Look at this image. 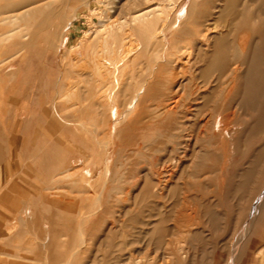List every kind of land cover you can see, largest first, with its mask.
Masks as SVG:
<instances>
[{"label": "rangeland", "instance_id": "374dc122", "mask_svg": "<svg viewBox=\"0 0 264 264\" xmlns=\"http://www.w3.org/2000/svg\"><path fill=\"white\" fill-rule=\"evenodd\" d=\"M105 10L147 48L117 77L82 60ZM150 12L178 19L167 51ZM0 22V264H264V0H0Z\"/></svg>", "mask_w": 264, "mask_h": 264}, {"label": "bare ground", "instance_id": "6f19581e", "mask_svg": "<svg viewBox=\"0 0 264 264\" xmlns=\"http://www.w3.org/2000/svg\"><path fill=\"white\" fill-rule=\"evenodd\" d=\"M173 3H175V2H173ZM86 4L89 5V2H86ZM104 4L107 5L108 3L106 1H104ZM180 12H182V11H180ZM22 15L25 16L24 14H22ZM94 15L97 18V22L95 23V31H94L93 41L90 45V48L92 49V55H89L88 57L83 58L82 60L90 61L88 63V66L90 65V68L91 69L93 68L94 71L97 68V71L99 73L105 71V72L111 73V76L113 74V77H117V73L123 67L122 63L126 59L128 60V62H130L132 64V67H134L133 63H134L135 59L138 57V54L146 52L147 48H146V46L139 47V44L137 43L136 40H134L132 38L131 35H128L126 37H122L121 31L124 28V26L126 25V23H127L126 21L124 23H119L117 25V27L115 28L114 25L110 23L111 17H110V15H108L106 10L104 12H102V14H97L94 12ZM23 16H21V17L23 18ZM20 19L21 18L17 17V15H16V16L5 18V19H3V21L9 20V22L15 23ZM118 20H121V18L119 17ZM160 20H161V17L157 15V12H150L147 14H141L137 17H134L132 21L135 24V26L138 28L139 32L142 34V37L147 36V37H150L153 39L161 38L162 42L164 43V47H162L163 51H167V49H169V43L167 42L166 32L168 31V28H170V27L173 28L177 24L178 19L175 18V21L172 23V25L170 27H169V23L171 22V16L166 17L163 21V24L159 26ZM15 24L17 25L19 23H15ZM179 25H177V26H179ZM17 26H13L14 28L12 30L14 31V29L15 30L17 29L20 31V29H18L19 26H18V28H16ZM9 39H11V38H9ZM153 50H154V48H153ZM153 52L151 54H153ZM155 62H156L155 59L151 61V65L149 67L151 71H153L155 69ZM113 81H115V80H113ZM117 81H120V80L118 79V80H116V82ZM147 84H148L147 82H141V83L136 84V86L133 90V94L131 96V99L128 102L126 110L120 112L118 107H112L111 108L112 120H111L110 125L108 127L109 128L108 129V135L109 136H113L117 132L119 133L121 130L122 124L124 122H126L128 117L133 115L134 112L137 110V108L141 105L143 97H144L145 93L147 92ZM179 87H181V85H178V88ZM111 97H112V95H109V98H111Z\"/></svg>", "mask_w": 264, "mask_h": 264}, {"label": "crops", "instance_id": "0c3cea01", "mask_svg": "<svg viewBox=\"0 0 264 264\" xmlns=\"http://www.w3.org/2000/svg\"><path fill=\"white\" fill-rule=\"evenodd\" d=\"M66 130H67V132H68V134H72L71 133V131H72V129H70L71 128V126L69 125V126H66ZM80 132H81V128H80ZM40 133H41V135H43L44 134V132L43 131H41L40 130ZM35 158H36V160H37V162H38V164H40V168H39V170L37 171V172H35V179H36V183H37V185H39V186H41V190H43L44 191V189H47V190H49L50 192H51V197H46L45 196V194H41V196L43 197L42 199H44V197L46 198L45 199V201H49L50 202V204H53L54 205V202L53 201H55L56 200V198H52L53 197V195H54V193H56V194H59V191L60 190H62L63 188H61V187H57V186H53V183L55 184L56 182H57V179H56V177L58 176H60V174H62V172H59V166H52L48 171H47V173H48V176H47V182H46V177H43L42 176V171H45L46 172V159L43 157V156H35ZM77 162V163H76ZM79 160H75V165H70V167L69 168H77L79 165ZM67 166V165H66ZM68 170L66 169L65 170V172H67ZM59 181V180H58ZM44 185H46V187L45 188H43V186ZM38 186V187H39ZM58 192V193H57ZM37 195L38 194H36L35 193V196H36V198H37ZM39 197V196H38ZM5 198H9V196H5ZM38 199V198H37ZM63 204V203H62ZM17 205V204H16ZM68 205H73V203L72 202H67L65 205H62V206H68ZM56 206V205H55ZM24 213H26V214H31V211L30 210H25V211H23V214Z\"/></svg>", "mask_w": 264, "mask_h": 264}]
</instances>
